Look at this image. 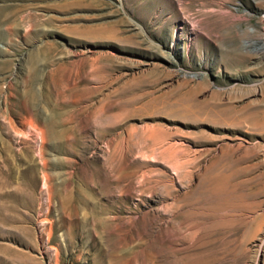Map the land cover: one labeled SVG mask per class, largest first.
I'll return each instance as SVG.
<instances>
[{
    "label": "rangeland",
    "instance_id": "obj_1",
    "mask_svg": "<svg viewBox=\"0 0 264 264\" xmlns=\"http://www.w3.org/2000/svg\"><path fill=\"white\" fill-rule=\"evenodd\" d=\"M0 264H264V0H0Z\"/></svg>",
    "mask_w": 264,
    "mask_h": 264
}]
</instances>
